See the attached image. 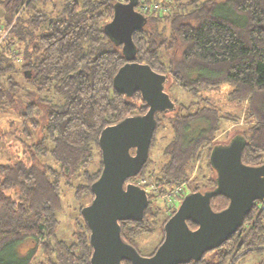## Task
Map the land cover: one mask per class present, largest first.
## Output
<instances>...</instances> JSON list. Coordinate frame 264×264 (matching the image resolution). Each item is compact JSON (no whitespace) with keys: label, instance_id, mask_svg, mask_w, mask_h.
Wrapping results in <instances>:
<instances>
[{"label":"trees","instance_id":"1","mask_svg":"<svg viewBox=\"0 0 264 264\" xmlns=\"http://www.w3.org/2000/svg\"><path fill=\"white\" fill-rule=\"evenodd\" d=\"M117 1L61 0L57 10L48 8L52 0H0L4 28L10 25L8 38L0 40V110L12 111L17 121L15 129L0 133V264H89L92 246L81 211L83 223L72 241L55 234L60 182L80 179L75 196L88 194L91 200L89 186L102 169V128L148 108L139 91L127 95L113 86L116 69L127 60L121 44L104 30ZM135 1L138 10L149 1L169 8L140 11L145 21L132 33L134 58L166 75L165 90L175 85L192 98L188 103L172 99V110L155 114L149 150L157 144L160 159L150 157V150L139 171L146 179L141 186L149 187L148 204L141 220L119 221L123 240L139 254L152 255L177 207L166 212L157 198L187 182L193 184L190 191L215 187L209 154L226 119L238 120L243 112L247 125L233 136L243 139L242 162H264V0ZM223 87L239 111L235 118L209 98ZM161 128L168 130L162 143L157 138ZM2 141H11L9 155ZM47 156L58 169L46 165ZM94 160V169H87ZM227 203L224 194L210 198L216 211ZM187 225L197 224L188 219ZM155 230L156 244L140 247L143 236ZM261 249L264 201L257 200L221 245L179 264H236L248 251ZM256 264H264V258Z\"/></svg>","mask_w":264,"mask_h":264},{"label":"water","instance_id":"2","mask_svg":"<svg viewBox=\"0 0 264 264\" xmlns=\"http://www.w3.org/2000/svg\"><path fill=\"white\" fill-rule=\"evenodd\" d=\"M135 4V0L115 2L104 30L121 44L127 58L113 75L114 88L127 95L139 91L148 108L104 126L98 136L102 169L89 186L92 199L81 208L92 246L89 264H123V259L129 264L187 263L221 245L239 227L253 202L264 201V162L255 166L242 162L239 136L213 145L209 159L216 170L215 187L187 192L165 221L163 238L153 254H139L123 240L119 221L141 220L149 201L144 187L127 180L139 174L148 158L155 114L175 107L164 88L166 75L134 58L132 33L145 21ZM213 194L226 195L228 205L213 210ZM188 219L197 224L195 228L187 225Z\"/></svg>","mask_w":264,"mask_h":264},{"label":"rangeland","instance_id":"3","mask_svg":"<svg viewBox=\"0 0 264 264\" xmlns=\"http://www.w3.org/2000/svg\"><path fill=\"white\" fill-rule=\"evenodd\" d=\"M121 1V0H119ZM49 4V3H48ZM61 6V0H52L51 4L48 5L49 9H52V7H55L57 10ZM46 8V10L48 9ZM228 13L235 14L232 11H228ZM3 8L0 6V40L3 38H8V33L9 32V27L10 25L7 26V28H4V22H3ZM4 39V40H5ZM20 59L16 58V63H19ZM170 96L171 99L175 100L176 102L180 103H188L189 100L192 98L188 96L184 91H181L178 89L177 86L175 85H169L166 90ZM229 91L227 87L221 88L220 91L214 92L209 94V98L211 101H213V104L216 106L217 109H220L221 112H223L226 116L235 118L236 114H239L237 107H235L232 103H230L229 100L226 98V94ZM12 111H7V110H0V133L3 130H13L15 129V126L17 125L16 117L13 114ZM11 118V119H10ZM237 119V118H236ZM245 120L243 119V112L240 113V116L238 120H228L226 119L223 122L222 128L218 133V136L216 138V143L220 144L224 141L227 140V138H233L234 135L239 132L242 128V126L247 125ZM199 128V125H196L193 127V129L197 130ZM235 133V134H234ZM164 135V136H162ZM162 136V138H161ZM168 136V130L167 129H162L159 130L157 133V138L160 143L164 142L166 137ZM231 138V139H232ZM231 139L229 141H231ZM228 141V142H229ZM11 143V141H8ZM6 141H2L3 148H6V154L9 155V153L12 152V149H8ZM12 144H10L11 146ZM157 144L155 148L150 149V157H152L155 160H159L160 156L158 154V149H157ZM96 156V155H95ZM96 159V157H94ZM46 165L50 166L53 169H58V165L56 161L51 157L47 156L45 159ZM156 166H158V163L154 161ZM95 160L94 162L90 163V165L87 167V169H94L95 165ZM152 165V164H151ZM196 171V170H195ZM141 173L138 174L136 177H140ZM200 176V173L198 174ZM198 176V178H199ZM195 180V179H194ZM197 180H200L197 179ZM80 179L72 178L70 183L67 184L64 179L61 180L60 182V188H61V208L58 210L57 213V226L55 229V234L59 239H65L66 241H72L74 239V231L79 228V223H83L79 212L81 211V205L84 206L87 202H89L90 198L88 194H83L80 197H76L74 194V184L79 182ZM196 183L195 181H193ZM191 187H193V184L191 183H185V188L183 191L182 197L180 196H175L173 197L170 201L167 198H162L159 196L157 198L156 203L160 207H164L166 212H169L171 209V206H177L180 202V200L187 194V192L190 191ZM149 187L146 188V192ZM159 236L158 230H155L154 234L152 235H145L143 236L142 240L140 241V247H145V248H150L151 246H154L156 244V240ZM153 244V245H152ZM28 244L25 243L22 247V249H27L26 247ZM142 248V249H143ZM143 254L146 252V249H143ZM264 258V249H261L259 251L257 250H250L246 254L242 255L236 260V264H256L259 263L260 259Z\"/></svg>","mask_w":264,"mask_h":264},{"label":"built area","instance_id":"4","mask_svg":"<svg viewBox=\"0 0 264 264\" xmlns=\"http://www.w3.org/2000/svg\"><path fill=\"white\" fill-rule=\"evenodd\" d=\"M168 1H170V0H167V2ZM168 8H169V6L167 4H162L159 1H149V2H145L144 4L140 5L139 10L138 9L137 10L141 11V10H145V9H152V10L158 9L162 12H167ZM135 183L137 185H140V186L144 185L146 183V179L143 177L137 178L135 180ZM184 188H185V183L178 184L174 188L164 192V194H161L160 197H162L163 199L167 198L170 201L173 197L182 195ZM145 190H146V188H145Z\"/></svg>","mask_w":264,"mask_h":264},{"label":"flooded vegetation","instance_id":"5","mask_svg":"<svg viewBox=\"0 0 264 264\" xmlns=\"http://www.w3.org/2000/svg\"><path fill=\"white\" fill-rule=\"evenodd\" d=\"M137 176V175H136ZM136 176H134V177H130L127 181H133V182H135V180H136Z\"/></svg>","mask_w":264,"mask_h":264}]
</instances>
